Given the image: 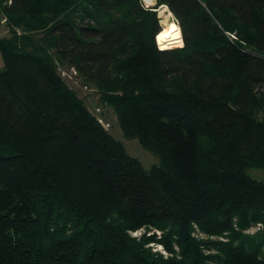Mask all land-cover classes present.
I'll return each instance as SVG.
<instances>
[{"label": "trees", "instance_id": "1", "mask_svg": "<svg viewBox=\"0 0 264 264\" xmlns=\"http://www.w3.org/2000/svg\"><path fill=\"white\" fill-rule=\"evenodd\" d=\"M3 1L23 34L0 40V264H264V229L243 233L264 227L247 173L264 170V0H156L180 27L170 49L141 0ZM60 66L158 166L104 132Z\"/></svg>", "mask_w": 264, "mask_h": 264}, {"label": "rangeland", "instance_id": "2", "mask_svg": "<svg viewBox=\"0 0 264 264\" xmlns=\"http://www.w3.org/2000/svg\"><path fill=\"white\" fill-rule=\"evenodd\" d=\"M143 4L145 3L143 2ZM146 6L148 7L149 10L154 11L155 16L157 18L158 29L160 31L161 28L163 29V25H164V17L159 12L160 7L156 6V0H154L151 4ZM165 17L168 16L165 15ZM169 17L170 18H168V20L175 21V18L173 17L172 14L169 15ZM223 33L230 44L238 43V45H240L242 48L245 47L244 43L243 42L241 43L238 32L236 30H231V31L223 30ZM14 34L21 35L23 34V31L21 29H19V31H16L15 28L12 29L7 23L6 25L0 24V40L11 38L12 35ZM38 36L41 38V35ZM182 45L183 44L180 43L179 45H176L174 48H177V46L181 47ZM2 67H3V60L0 54V69ZM59 68L61 71L64 72L65 77L64 76L63 77L65 78L64 82L66 83V85H68V87L71 88L76 93L78 98L83 101V104L87 109L88 113L96 120V122L104 130V132L110 135L115 141L120 143L124 151L131 158H134L137 161H139L140 164L144 167V169L150 170L154 166L159 165V159L155 156V154L144 148L136 138L128 139L122 135L118 125L116 113L114 112L112 106L108 105L103 100L100 92L94 86L88 85L86 86L87 88H85L84 87L85 83H83V81L78 76L76 75L69 76L70 71L65 70L63 66H60ZM99 120L102 121L103 124L99 123L98 122ZM247 173L252 178L260 182H264V170L251 168L247 170ZM262 229H264V227H262L261 224H257L256 226L252 227L247 231H244L243 233L244 235L254 236L260 233ZM140 233L141 231L132 232V236H138L140 235ZM157 234L159 235L158 232ZM196 237L213 242L225 241V239L222 237L205 236L203 233L199 232L198 229H196ZM149 246L153 251H157L162 255L167 256V253L160 244L151 243L149 244Z\"/></svg>", "mask_w": 264, "mask_h": 264}, {"label": "bare ground", "instance_id": "3", "mask_svg": "<svg viewBox=\"0 0 264 264\" xmlns=\"http://www.w3.org/2000/svg\"><path fill=\"white\" fill-rule=\"evenodd\" d=\"M145 1L147 3H151L153 0ZM163 6L166 7L165 5H162L160 7ZM163 17V32L158 36V42H156L160 44L163 49H170L181 43V31L180 27L175 22H173L172 20H168V17Z\"/></svg>", "mask_w": 264, "mask_h": 264}, {"label": "built area", "instance_id": "4", "mask_svg": "<svg viewBox=\"0 0 264 264\" xmlns=\"http://www.w3.org/2000/svg\"><path fill=\"white\" fill-rule=\"evenodd\" d=\"M11 1L12 0H4L3 1V5H10L11 4ZM144 2L146 5H149L145 0H141V2ZM142 2V3H143ZM144 4V5H145ZM162 6V5H161ZM160 7V6H159ZM166 10H168V8H167V6H166ZM172 17V16H171ZM6 23H7V20H6V17L4 16V14L2 13V11H1V3H0V24H4V25H6ZM16 31H19V30H17L16 29ZM155 43H156V45L160 48V49H163L162 47H161V45L160 44H158L157 42H156V40H155ZM181 43H182V39H181ZM62 75L64 76V72H62ZM71 75H75V72H72V71H70V76ZM85 88H87L86 86H84ZM260 119L262 120V121H264V110H262V112L260 113ZM99 123H101V124H103L102 123V121H98Z\"/></svg>", "mask_w": 264, "mask_h": 264}, {"label": "crops", "instance_id": "5", "mask_svg": "<svg viewBox=\"0 0 264 264\" xmlns=\"http://www.w3.org/2000/svg\"><path fill=\"white\" fill-rule=\"evenodd\" d=\"M147 1H150V0H147ZM161 8H162V7H161ZM167 12H168L169 14H168ZM163 13H164V14H163ZM161 14H162L163 16H165V15H166V16H168V18H170V17H169V15H170V12H169V11H167V10H166V11H163ZM172 21H173V20H172ZM173 22H174V21H173ZM162 31H163V29H162ZM157 42H158V37H157ZM173 48H174V47H173Z\"/></svg>", "mask_w": 264, "mask_h": 264}, {"label": "water", "instance_id": "6", "mask_svg": "<svg viewBox=\"0 0 264 264\" xmlns=\"http://www.w3.org/2000/svg\"><path fill=\"white\" fill-rule=\"evenodd\" d=\"M158 31H159V30H158ZM158 31H157V32H158ZM157 32H156V33H157Z\"/></svg>", "mask_w": 264, "mask_h": 264}]
</instances>
